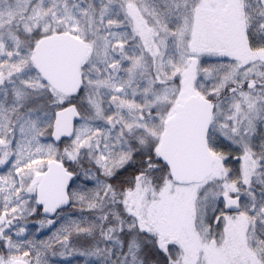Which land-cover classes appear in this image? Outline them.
Segmentation results:
<instances>
[{
	"label": "snow or ice",
	"instance_id": "obj_1",
	"mask_svg": "<svg viewBox=\"0 0 264 264\" xmlns=\"http://www.w3.org/2000/svg\"><path fill=\"white\" fill-rule=\"evenodd\" d=\"M0 170V264H264V0H0Z\"/></svg>",
	"mask_w": 264,
	"mask_h": 264
},
{
	"label": "trees",
	"instance_id": "obj_2",
	"mask_svg": "<svg viewBox=\"0 0 264 264\" xmlns=\"http://www.w3.org/2000/svg\"><path fill=\"white\" fill-rule=\"evenodd\" d=\"M35 218L38 219L40 217H35ZM33 219H34V217H29L28 218V221L25 222L29 226L28 234H30V235H32L34 237H37L38 239H46L49 230L48 229H46V230H39L38 232L32 230L31 229V225L32 224L30 222L33 221ZM57 264H64V262L63 261H58ZM70 264H83V258H80V257L72 258Z\"/></svg>",
	"mask_w": 264,
	"mask_h": 264
},
{
	"label": "flooded vegetation",
	"instance_id": "obj_3",
	"mask_svg": "<svg viewBox=\"0 0 264 264\" xmlns=\"http://www.w3.org/2000/svg\"><path fill=\"white\" fill-rule=\"evenodd\" d=\"M2 171L3 170H1L0 173H2ZM41 216H42V214H41ZM38 219H36L34 217L33 221L30 222L32 224V225L30 224L31 225V229L34 230V231H37V232H38V229H39V225H38V223H36V220H38ZM26 227H28V229H29L28 225H26ZM40 230H45V229H40Z\"/></svg>",
	"mask_w": 264,
	"mask_h": 264
},
{
	"label": "rangeland",
	"instance_id": "obj_4",
	"mask_svg": "<svg viewBox=\"0 0 264 264\" xmlns=\"http://www.w3.org/2000/svg\"><path fill=\"white\" fill-rule=\"evenodd\" d=\"M237 167H238V165H236ZM1 171V170H0ZM27 225V224H26ZM27 230H28V227H27ZM46 230V229H45ZM74 258H76V257H74ZM81 258V257H80Z\"/></svg>",
	"mask_w": 264,
	"mask_h": 264
}]
</instances>
